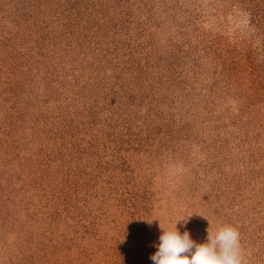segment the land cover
Here are the masks:
<instances>
[{
	"label": "rangeland",
	"instance_id": "1",
	"mask_svg": "<svg viewBox=\"0 0 264 264\" xmlns=\"http://www.w3.org/2000/svg\"><path fill=\"white\" fill-rule=\"evenodd\" d=\"M176 224L264 264V0H0V264H152Z\"/></svg>",
	"mask_w": 264,
	"mask_h": 264
},
{
	"label": "clouds",
	"instance_id": "2",
	"mask_svg": "<svg viewBox=\"0 0 264 264\" xmlns=\"http://www.w3.org/2000/svg\"><path fill=\"white\" fill-rule=\"evenodd\" d=\"M177 224L170 229L161 227L157 251L150 257L152 264H247L236 227L208 229L206 242L197 243L189 231L181 233Z\"/></svg>",
	"mask_w": 264,
	"mask_h": 264
}]
</instances>
